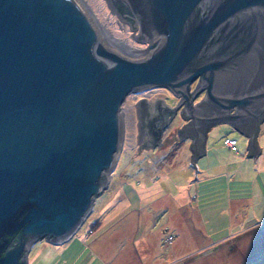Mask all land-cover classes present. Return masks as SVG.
<instances>
[{"label": "water", "instance_id": "1", "mask_svg": "<svg viewBox=\"0 0 264 264\" xmlns=\"http://www.w3.org/2000/svg\"><path fill=\"white\" fill-rule=\"evenodd\" d=\"M112 2L135 35L153 40L129 53L83 0H0V264L23 262L34 240L61 241L82 221L107 183L131 91L159 84L178 96L172 106L156 97L152 114L136 99L150 145L184 99L188 120L175 131L191 138L194 170L215 121L245 135L246 156L260 150L264 0Z\"/></svg>", "mask_w": 264, "mask_h": 264}, {"label": "rangeland", "instance_id": "2", "mask_svg": "<svg viewBox=\"0 0 264 264\" xmlns=\"http://www.w3.org/2000/svg\"><path fill=\"white\" fill-rule=\"evenodd\" d=\"M83 1L113 36L132 31L112 0ZM117 21L124 23L123 33ZM139 39L132 40L142 45ZM141 91L136 97L152 100L151 114L156 97L160 105L176 101L163 85ZM129 96L121 106V140L106 185L65 239L34 240L25 264H264V119L256 133L261 151L253 156L245 155L244 134L227 122L210 124L194 170L191 138L175 132L183 118L173 112L159 143L141 144ZM225 135L235 138V151Z\"/></svg>", "mask_w": 264, "mask_h": 264}, {"label": "flooded vegetation", "instance_id": "3", "mask_svg": "<svg viewBox=\"0 0 264 264\" xmlns=\"http://www.w3.org/2000/svg\"><path fill=\"white\" fill-rule=\"evenodd\" d=\"M118 22V26H119V28L122 30V33H123V31H125L124 30V23L122 24V22H119V21H117ZM128 34V35H127ZM127 34L125 35V34H120V36H118L120 39H122L125 43H127V44H129V45H131V43L132 44H134V45H139L140 47H142V46H144L145 44H147L148 42H150V41H152L153 39L151 38V36H143V38H144V43H142V45H140V43H138V42H134L135 40H140L139 38V36H137V35H135L134 33H133V31H128L127 32ZM129 36V37H128ZM117 37V36H116ZM130 38V39H129ZM134 41H133V40ZM197 76V75H196ZM196 76L195 77H193L190 81H189V84H190V87L192 88V86H193V84H194V82H195V79H196ZM150 87V86H149ZM187 87H188V89L190 90V88H189V86L187 85ZM204 87V85H202V86H200L199 87V90L196 92V94H194V92L192 93V99L194 100L195 98L194 97H196V95H199V94H201V93H203V88ZM148 88V87H147ZM146 89V88H145ZM141 90H143V88L141 89ZM167 91L168 92H171V93H173L174 94V91L172 90V89H170V88H168L167 87ZM139 93H142V94H144L145 93V91H138ZM138 92H133V93H131V94H129L130 96L129 97H131V99H133L134 98V101H133V109L135 108V110H136V116H137V118H136V120H135V124H136V128H137V130H139V127H138V120H139V118H138V115H137V105L135 104V101H136V99L138 98V97H136V95H137V93ZM198 93V94H197ZM194 94V95H193ZM136 97V98H135ZM175 98H176V100H177V98H178V96L177 95H175ZM152 101V100H151ZM183 101H184V99L182 98V100H181V102H180V104L174 109V113H175V115H179V110H180V107L183 105ZM150 104H152V102H148L147 101V105L148 106H150ZM174 103H172V104H169L168 106H172ZM162 105V104H161ZM151 107V106H150ZM148 113L149 114H151L150 112H149V110H148ZM183 118V117H182ZM264 119V118H263ZM262 119V120H263ZM168 120V119H167ZM188 120V118L187 117H185V118H183V121L184 122H186ZM261 120V121H262ZM182 121V122H183ZM261 121H259V123H258V126H259V124L261 123ZM166 123L167 122H164L162 125H161V127L162 126H165L166 125ZM161 127H160V129H161ZM176 132V131H175ZM174 132V133H175ZM140 138H139V142H142V140H143V142L141 143V144H148L150 141L148 140V139H143V136L142 135H140L139 136ZM168 140V139H167ZM160 141V140H159ZM163 141V140H162ZM15 237V234L13 233L12 235H11V237L8 239V241L5 243V245L3 246V248H2V250L6 247V246H8L10 243H11V241L13 240V238ZM28 249V248H27ZM26 252H27V250H26ZM26 255H25V260L22 262H20L19 264H25L26 263Z\"/></svg>", "mask_w": 264, "mask_h": 264}, {"label": "bare ground", "instance_id": "4", "mask_svg": "<svg viewBox=\"0 0 264 264\" xmlns=\"http://www.w3.org/2000/svg\"><path fill=\"white\" fill-rule=\"evenodd\" d=\"M77 1H78L79 4H80V0H77ZM92 22L94 23V25H96L97 29H98L101 33H103L102 30H104V31H105V34H106L107 36H109V39L111 38L112 41H114V42H116L117 44H119L122 48H124V49H125L126 51H128L129 53L139 49V47H140L139 45H129V44L125 43L122 39H120L119 37L113 36V35L111 34V32H110L107 28H105L104 25H102L100 22H98V21L96 20V18H93V19H92ZM151 38H152V37H151ZM150 86H151V85H150ZM147 87H149V86H147ZM147 87H145V88H147ZM145 88H143V89H145ZM138 91H141V89H137V90H134V91L129 92V93L125 96L124 100L126 99L127 96H129V94H131V93H133V92H138ZM124 100H123V101H124ZM143 100H144V101H148V102H152L151 100H148L146 97H144ZM122 103H123V102H122ZM121 106H122V105H121ZM120 112H121V108H120Z\"/></svg>", "mask_w": 264, "mask_h": 264}, {"label": "built area", "instance_id": "5", "mask_svg": "<svg viewBox=\"0 0 264 264\" xmlns=\"http://www.w3.org/2000/svg\"><path fill=\"white\" fill-rule=\"evenodd\" d=\"M223 141L230 150H233V151L236 150V141H235V138L233 136L225 135L223 137Z\"/></svg>", "mask_w": 264, "mask_h": 264}, {"label": "crops", "instance_id": "6", "mask_svg": "<svg viewBox=\"0 0 264 264\" xmlns=\"http://www.w3.org/2000/svg\"><path fill=\"white\" fill-rule=\"evenodd\" d=\"M185 135H187V134H185ZM259 146H260V145H259ZM205 149H206V148H205ZM203 151H204V150H203ZM260 151H261V147H260L259 152H260ZM259 152H258V153H259ZM201 153H202V152H201ZM258 153H257V154H258ZM257 154H255V155H257ZM251 156H253V155H251ZM211 174H213V173H211ZM117 212H118V211H117Z\"/></svg>", "mask_w": 264, "mask_h": 264}]
</instances>
